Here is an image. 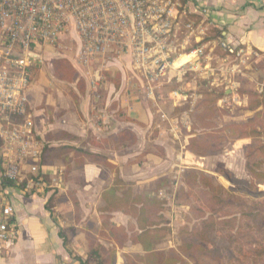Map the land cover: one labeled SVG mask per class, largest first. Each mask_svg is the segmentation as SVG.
Masks as SVG:
<instances>
[{
	"label": "crops",
	"instance_id": "obj_1",
	"mask_svg": "<svg viewBox=\"0 0 264 264\" xmlns=\"http://www.w3.org/2000/svg\"><path fill=\"white\" fill-rule=\"evenodd\" d=\"M185 4L190 8L191 16L199 15L205 25L216 27L219 40L227 41L236 50L251 51V66L264 57V0H185ZM195 36H198L197 29H194V41L199 38ZM207 40L210 42L211 38L207 36ZM58 58L67 59L76 68L73 81L67 82L55 77L53 61ZM126 62V58L122 57L103 72V75L106 71H110L112 76L118 72L121 74V85L118 88L106 80L104 75L100 85L92 89L88 75L68 56L44 60L42 66L34 69L27 97L34 112L38 137L44 147L43 171L46 177L60 180L65 178V181L69 179L63 184L66 183L67 189L73 191L76 202L72 206L68 200H64L48 208L49 191L27 194L14 191L12 201L18 236L7 251L0 253V264H81L75 257L84 260L88 258L87 234L96 235L102 228L105 211H101V207L105 204L101 197L103 191L112 185L115 171L87 158L84 163L78 164L73 153L52 159L49 157L51 148L72 145L106 156L117 165V175L132 184L134 194L150 195L146 191L157 189L158 180L165 174L162 172L157 175L158 165L165 163L164 157L156 152L144 153L147 145L145 130L153 122V112L143 100H136L139 95L125 87V76L119 68L123 69ZM81 78L86 82L84 93L77 86ZM57 81L62 85L74 86L66 90L57 86ZM107 83L110 87L108 98L115 102L114 109L98 105V89ZM142 97L148 98L143 93ZM127 118L135 121L131 122ZM115 125L120 131L131 130L137 137L135 145L126 141L128 147L117 149L112 136L115 132L109 133ZM90 131L93 135L88 138ZM67 133L73 139L64 136ZM91 164L94 165V172L89 173L87 168ZM68 165L71 168L65 177ZM78 168L86 176L82 175V183L70 179L76 175ZM89 193H94V203L86 201ZM109 215V222L117 226L127 227L130 222L135 223L131 216L121 210L111 211ZM60 230L69 240L67 244L60 236ZM103 244L107 245L105 242ZM125 245L123 249L117 250V264H126L125 254L129 252L128 249L141 252L140 245H133L131 241ZM89 261L94 262L92 259Z\"/></svg>",
	"mask_w": 264,
	"mask_h": 264
},
{
	"label": "built area",
	"instance_id": "obj_2",
	"mask_svg": "<svg viewBox=\"0 0 264 264\" xmlns=\"http://www.w3.org/2000/svg\"><path fill=\"white\" fill-rule=\"evenodd\" d=\"M181 5L182 0H0V253L18 236L14 191L37 193L50 187L27 97L45 50L72 41L74 60L92 89L110 64L125 57L143 94L155 98L166 79L194 68L204 56V44L191 48L196 24L189 14L184 17ZM221 41L224 60L233 58L229 70L241 72L250 65L251 51Z\"/></svg>",
	"mask_w": 264,
	"mask_h": 264
},
{
	"label": "trees",
	"instance_id": "obj_3",
	"mask_svg": "<svg viewBox=\"0 0 264 264\" xmlns=\"http://www.w3.org/2000/svg\"><path fill=\"white\" fill-rule=\"evenodd\" d=\"M53 63L56 78L73 81L77 70L67 59L58 58ZM254 66L264 72V57ZM104 75L116 88L120 87L119 72L112 76L110 71H106ZM77 86L84 93L85 80L79 79ZM254 89L251 85L239 90L241 96L246 95L248 102L255 105V114L251 119L225 126L216 124L211 117L215 113L219 115L221 110L215 104L211 111L205 108L202 112V132L193 130L189 133L186 150L199 157L221 151L228 139L235 143L245 141L247 178L238 177L229 168L222 169L221 173L227 174L231 183L226 188L204 172L192 169L184 174L182 196L188 198L189 215L188 223L179 230V243L175 247L159 248L160 242L167 238L171 230L164 214L165 201L154 195L156 189L150 195L134 194L132 184L117 175V165L106 156L72 145L51 148L49 157L52 159L73 153L78 164L84 163L87 158L104 164L116 173L112 185L102 193L101 199L105 204L101 207V211H105L102 228L96 235L87 234L89 256L86 260L78 256L75 258L81 264H117V250L131 241L133 245H140L141 252L126 253V264H264V198H261L264 190L260 189L264 184V92ZM64 136L73 139L71 134ZM117 140L132 145L137 138L130 131H122ZM163 182H158L157 189L163 187ZM116 210L124 211L135 223L130 222L127 227L110 223L109 212ZM60 236L67 244L69 240L62 230ZM218 239L225 240L226 244H219ZM89 259L94 262L90 263Z\"/></svg>",
	"mask_w": 264,
	"mask_h": 264
},
{
	"label": "rangeland",
	"instance_id": "obj_4",
	"mask_svg": "<svg viewBox=\"0 0 264 264\" xmlns=\"http://www.w3.org/2000/svg\"><path fill=\"white\" fill-rule=\"evenodd\" d=\"M180 9L186 12L184 17L189 14V18L195 21L198 31V36H195V38H199L195 39V41L193 39V46L191 48L195 49L203 44L205 45L204 56L197 59L194 63V68L191 66L190 68L180 69L178 77L171 80L166 79L157 88L155 98L142 97L143 91L141 84L137 79L132 77L128 63H125L123 69L119 68L120 72H123L125 76V87L127 89L129 88L128 90L130 92H135V94L139 95L136 100H143L150 105L151 113L153 112V122L151 124L149 123L148 129L145 130L147 140L146 151L156 152L164 157L165 163L158 165L159 172H157V175L162 172L165 173L158 180V182L164 181L163 184L160 183L163 187L156 189L154 195L158 199L165 201L166 210L164 214L168 219L171 232L159 244L161 248L177 246L179 243V230L183 225L188 223L187 216L189 215V207L186 204L188 198L182 196V188L185 187L182 181L184 174L192 169L204 172L212 176V178L226 188L231 183L229 176L221 173L222 169L227 170L231 168L238 177L247 178V172L245 170L246 160L244 158L245 141L235 143L228 139L225 142L224 149L209 152L203 157L193 155L186 150V145L190 137L189 133L193 130L196 133H201L203 130L201 125L204 120V117H202L203 110L206 108L205 110L208 109L211 111L216 104L221 110L219 115L215 113L214 117H211L212 121L216 124L225 126L233 122L243 123L254 116L255 105L248 102L246 95L241 96L239 90L244 88V86L252 85L257 92H264V88L261 90L262 86H264V72L260 68L255 67L253 64L252 66L245 67L241 65L240 69L242 67L245 68H242L241 72L238 70H229V62L233 61V58H229L228 61L224 60L227 59V52L221 45L222 41L218 39V30L215 29L216 27L213 25H205L202 17L199 15L191 16L187 11L190 8L185 4V0H182ZM183 30L184 32L180 33L181 36H185L186 28ZM207 36L211 38L210 42H208ZM48 49L44 54L45 60L50 58L54 59L59 56H68L71 59L75 57L76 50L73 42L69 40H64L61 42V45ZM62 84L57 81V86L66 90L74 86V84ZM109 88V83H107L98 89V105L104 106L106 109H114L115 102L112 98H108ZM118 116L121 117L122 115ZM100 120L102 121L103 119L100 118ZM119 129L115 125L109 133L112 131L115 132L112 135L115 139V147L122 149L123 147H128V143L117 140V136L122 132ZM123 131L132 132L127 129ZM91 135L93 134L90 131L88 138ZM156 141L158 143H155ZM67 168L65 177L68 176L71 165H68ZM77 170L76 175L71 176L70 179L76 183L79 181L82 183V175L85 176V173L84 171L82 173L81 168ZM87 171L89 173L91 171L94 172V165H89ZM47 178L50 182V187L46 189L50 192V208L64 200H68L74 206V193L67 189L66 183L63 184L65 178L63 180L57 179L56 177ZM68 180L66 178V181ZM260 189L264 190V184H262ZM149 191L146 192L151 193L154 190L149 189ZM261 198H264V194ZM86 201L88 203H94V193L87 194ZM57 214L59 213L57 212ZM217 241L219 244H226L225 240L218 239ZM128 251L135 252L134 249H128Z\"/></svg>",
	"mask_w": 264,
	"mask_h": 264
},
{
	"label": "bare ground",
	"instance_id": "obj_5",
	"mask_svg": "<svg viewBox=\"0 0 264 264\" xmlns=\"http://www.w3.org/2000/svg\"><path fill=\"white\" fill-rule=\"evenodd\" d=\"M189 57H190V56H188V55H187V56H182V57H181V61H184L185 59H188Z\"/></svg>",
	"mask_w": 264,
	"mask_h": 264
}]
</instances>
